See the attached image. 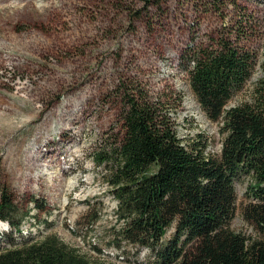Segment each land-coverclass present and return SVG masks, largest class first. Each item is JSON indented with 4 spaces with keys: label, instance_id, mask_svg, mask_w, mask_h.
<instances>
[{
    "label": "rangeland",
    "instance_id": "1",
    "mask_svg": "<svg viewBox=\"0 0 264 264\" xmlns=\"http://www.w3.org/2000/svg\"><path fill=\"white\" fill-rule=\"evenodd\" d=\"M46 1L5 23L9 40L25 56L16 64L0 62V93L12 101L14 89L7 83L18 80L22 95L32 97L20 104L22 135L6 137L0 149L1 179L30 208L21 224L29 235L52 233L90 262L125 264L132 255L107 244L119 221L105 165L95 157L104 138L119 131V87L136 84L153 98L178 99L171 110L178 136L188 140L201 133L206 150L219 154L221 121L208 119L194 99L181 54L250 14L256 63L227 107L249 102L264 79V0H236L241 13L230 0H218L219 7L208 0H53L50 8ZM0 4L11 8L17 0ZM34 39L38 49L31 51ZM235 187L239 203L244 186ZM31 197L46 211L35 210L27 202ZM230 226L246 235L252 231L238 211ZM147 253L142 248L139 260Z\"/></svg>",
    "mask_w": 264,
    "mask_h": 264
},
{
    "label": "trees",
    "instance_id": "2",
    "mask_svg": "<svg viewBox=\"0 0 264 264\" xmlns=\"http://www.w3.org/2000/svg\"><path fill=\"white\" fill-rule=\"evenodd\" d=\"M208 1L219 7L218 0ZM230 1L241 13L236 0ZM46 3L50 8L53 0ZM22 4V9L0 8V44L11 52L15 64L25 52L9 40L6 20L37 8L29 0ZM12 10L16 11L9 14ZM252 21L250 14L244 20L239 17L210 42L188 46L181 54L194 99L208 119L221 121L225 135L219 154L206 150L208 139L201 133L188 140L178 136L171 114L180 105L178 99L153 98L136 84L119 87L123 102L119 131L104 138L95 157L105 165L119 221L107 244L132 255L125 264H264V79L249 102L227 107L254 71ZM33 41L30 50L36 51ZM31 97L18 102L20 125L0 130V149L6 146V137L18 140L22 135L25 119L20 104ZM5 98L0 103L7 105L5 115L10 118L14 110ZM1 175L0 161V264H104L90 262L55 234L24 233L21 224L30 208ZM236 183L244 186L239 203ZM27 202L46 211L38 198ZM237 211L250 234L231 228ZM90 215L91 209L86 216ZM142 248L148 253L139 260Z\"/></svg>",
    "mask_w": 264,
    "mask_h": 264
},
{
    "label": "bare ground",
    "instance_id": "3",
    "mask_svg": "<svg viewBox=\"0 0 264 264\" xmlns=\"http://www.w3.org/2000/svg\"><path fill=\"white\" fill-rule=\"evenodd\" d=\"M9 0H0V3H7ZM23 0H17V4L9 6V7H13V8H20L22 9L24 6L22 4ZM31 2V4H35L37 6L36 1L38 0H29ZM43 4V3H42ZM49 4V3H46ZM0 6H2L1 8H7L4 7L3 4H0ZM16 10H12L9 12L10 13H14ZM9 51H5L2 49L1 44H0V62L5 63L7 61L11 62L10 60H13V56H10ZM20 81H15L13 80L12 82H10V88L14 89L13 93H12V101H10V103L12 104L10 107L13 108L14 110V114L13 116H11L10 118H8L5 115V110L7 105H5L4 103H0V130H14L16 129L20 123H21V117L18 114V102L24 97V95H22V91L23 89V85H19L18 83ZM4 98V96H0V100ZM27 228V227H26ZM25 228V226L23 227L22 231L24 233L28 232L29 230H27Z\"/></svg>",
    "mask_w": 264,
    "mask_h": 264
}]
</instances>
